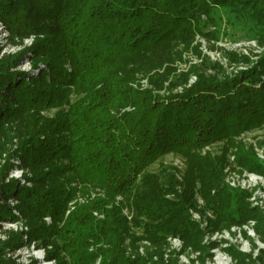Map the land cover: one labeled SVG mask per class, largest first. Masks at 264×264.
<instances>
[{"label": "trees", "instance_id": "trees-1", "mask_svg": "<svg viewBox=\"0 0 264 264\" xmlns=\"http://www.w3.org/2000/svg\"><path fill=\"white\" fill-rule=\"evenodd\" d=\"M219 9L264 45V0H0L8 44L34 39L0 54V234L6 223L26 228L0 241V264H25L15 252L30 246L53 264H176L163 260L168 238L205 252L192 209L211 213L210 232L253 221L264 241L263 213L223 173L231 153L264 176L234 141L264 125V52L250 63L225 51L247 64L236 72L201 57L192 45L216 40ZM189 47L201 65L177 73ZM24 60L30 71L18 70ZM214 143L218 155L200 154ZM169 154L185 163L181 180L171 167L147 172ZM14 170L21 179H8ZM227 252L264 264V249Z\"/></svg>", "mask_w": 264, "mask_h": 264}, {"label": "rangeland", "instance_id": "rangeland-1", "mask_svg": "<svg viewBox=\"0 0 264 264\" xmlns=\"http://www.w3.org/2000/svg\"><path fill=\"white\" fill-rule=\"evenodd\" d=\"M216 16L218 17L217 24L219 30L218 34L216 35V40L212 38L202 39L199 37H195L192 46H194L196 43L200 44L199 50L202 55L201 57H207L211 63H218L223 69L226 70V72H230L232 70L236 72L246 69L247 64L230 60L229 58H227L225 51L235 52L236 54L244 55L249 58V62L251 63L257 59V57L255 56H259L264 52V45L257 43V41L253 38L252 33L250 32L248 27H244L243 25H237L236 23H234L232 21V17L228 13H224L221 9H219ZM33 40L34 39L31 37L25 39L19 45L8 44L7 34L4 32V30H1L0 28V54H15L20 51H23L24 49L29 48L32 45ZM201 57H199L197 53H194L191 47H189L186 52L182 53V61L175 64L177 68V73L185 72L192 66L196 67V69H199V66L201 65ZM30 69L31 67L27 60H24L18 68L19 71H30ZM208 73L210 74L209 71L207 72V74ZM195 79V77L191 76L188 85L190 86L192 83H194ZM141 84L142 87H146L145 80H142ZM53 114L54 110L43 113V115L47 117H52ZM234 141L235 143L239 144V146H243L246 150L253 151L254 154L255 151H261L264 154V125L259 128L243 132L240 136L236 137ZM221 147L222 143H214L201 149L200 154H209L211 156L218 155L220 153ZM13 148L14 146L8 147L7 150L9 149V151H11L13 150ZM231 157L232 155L230 153L227 158V163L223 170V173L227 166L232 164L230 162ZM8 160V152H1L0 171L1 168L4 167L6 163H8ZM233 162L235 161L233 160ZM260 163L261 162H259L258 164ZM175 164L179 167H183L179 169L175 166ZM162 166L167 168L171 167L175 171L176 178L179 180L182 179L185 163L180 156H174L172 154H169L163 157V159L159 162L151 165L147 169V172L160 173ZM240 169L242 171H246L242 168ZM21 174V171L14 170L10 172L8 179H21ZM246 193L249 196L252 191H248ZM248 196L246 199L247 202ZM201 204H203L202 200L199 197H196V207L199 208ZM192 211L193 209L190 211L191 216ZM206 212L207 211H205L204 213ZM47 222L49 223V219ZM202 223L206 225H199L200 229L204 232L202 238V246L205 249L204 253L201 251L193 252L190 248H184L183 243L178 238H174L176 239L177 243L174 244L172 241L170 243L167 241L166 246H164V248L162 249L164 253L163 260L166 262L167 259L170 260V258H172L176 260V264H242L239 262L238 259L232 258L231 254L227 252V249L231 247L234 248L236 251L240 252L242 244L246 243L247 252L243 254H251L252 259H255L257 257L259 250L264 249V241L262 240V237L256 234L254 230L253 236H249L246 231L241 230V227L237 226L234 227L240 229L239 231L236 230L232 232L231 228L233 227H231L228 230L223 229L221 231L210 232L207 228L208 222L203 221ZM22 229L26 230V228L21 222H12L4 224L2 227L3 233L0 234V241L6 240L8 238L9 233H15L21 231ZM239 237L241 238V241ZM141 245L142 246H140V248L143 247V252L145 250L144 247L149 248L148 242H142ZM164 255H167L166 259L164 258ZM43 256L44 253L42 252V250H36L33 246H30L29 248L22 247L21 249L17 250L15 252L14 257H18L19 261L25 264L28 263L31 258L33 260H37L39 264H53L52 262H45L43 260ZM226 259L229 260L228 263ZM245 262L246 264H248L251 261L246 259Z\"/></svg>", "mask_w": 264, "mask_h": 264}, {"label": "built area", "instance_id": "built-area-1", "mask_svg": "<svg viewBox=\"0 0 264 264\" xmlns=\"http://www.w3.org/2000/svg\"><path fill=\"white\" fill-rule=\"evenodd\" d=\"M256 158L259 162L264 163V154L261 151H255ZM234 158H230L231 165H228L227 168L224 171V181L225 184L230 188L234 190H241V191H252V193L248 196V203L250 208L258 209L260 210L264 215V177L261 175H258L256 173L248 172V171H242L238 166H236L233 162ZM176 167L181 169L182 167H179L175 164ZM233 171V172H231ZM243 173H242V172ZM242 174H241V173ZM240 173V174H238ZM202 205V204H201ZM124 214H127L124 211ZM212 215L210 212H206L204 216H201L197 211H192V219L196 222L200 223L201 226H206L202 222L207 221L208 218H211ZM48 221V219H46ZM202 223V224H201ZM253 227L254 222L249 221L247 224L241 226V230L246 231L249 236H253ZM239 231L240 229H237V227L231 228V231ZM240 238V237H239ZM215 240V239H212ZM211 240V241H212ZM167 241L170 243L171 241L175 244L177 243L176 239L174 238H168ZM241 241V238H240ZM241 253L247 252V245L246 243L242 244V247L240 248ZM139 253L143 254V247L139 248ZM167 255H164V258L166 259ZM154 259H156L154 257ZM227 263L229 262L228 259ZM98 264V263H97Z\"/></svg>", "mask_w": 264, "mask_h": 264}]
</instances>
